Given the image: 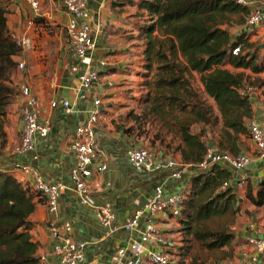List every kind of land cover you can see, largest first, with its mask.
Listing matches in <instances>:
<instances>
[{
	"label": "crops",
	"instance_id": "0c3cea01",
	"mask_svg": "<svg viewBox=\"0 0 264 264\" xmlns=\"http://www.w3.org/2000/svg\"><path fill=\"white\" fill-rule=\"evenodd\" d=\"M1 1L6 4L9 32L16 39H25L28 43L15 56L16 63L23 62V69L15 66L10 74L17 92L3 119L5 142H0V169L7 171L13 162L29 163L46 180L65 186L58 197V221L68 220L72 223L71 235L87 243L85 254L88 260H93V264H126L133 261L134 251L139 248L138 230L142 220L136 228L126 230L123 226L127 219L144 208L156 186H162L165 192L175 191L183 188L197 171L188 165L187 173L180 179L171 176L169 168L144 173L141 169L133 168L126 158L127 146L144 145L146 142L144 136L137 137L133 131L127 130L133 124L129 118L130 112L139 110L138 100L144 93L140 94L141 89L146 92L147 87L144 79L149 78L143 66V47L135 37L140 24L137 23V12L144 18L142 10L135 4L136 0H87L94 47L85 61L98 68L101 74L99 82L88 91V97L98 96L102 102V113L95 127V147L98 159L105 160L107 167L104 171L93 173L88 179L92 186L89 204H81L70 178V170L75 163L71 141L75 127L85 119L87 101L77 97L79 80L75 77L76 72L70 71V66L76 64L77 59L70 51L65 31L67 14L61 0H39L37 12H33L25 0ZM247 4L251 10H263L264 0H247ZM244 27L245 23L239 29L242 31ZM246 33L263 53L264 25ZM102 60L105 61L103 67L100 66ZM227 67L231 68L229 65ZM23 86L29 87L37 98L40 119L49 118L52 125L45 138L34 139L31 150L19 152L20 117L28 108L21 94ZM263 89L264 86L254 89V95H250L254 113L252 122L262 126ZM66 94L71 98L69 109L50 106L52 99H66ZM207 140L212 142L213 137L209 135ZM241 148V152H254L249 138L244 140ZM159 158H173L179 162L177 153H162ZM227 168L231 172L232 181L229 183L234 186L239 200L235 221L230 225L233 234L231 240L241 245L245 244L248 236H264V207H256L244 197L248 180L253 188L264 182V157L255 158L240 171ZM12 174L19 181L27 182L28 177L22 172ZM241 177L244 179L239 185ZM34 200L35 208L29 220L33 223L30 235L37 243L36 255L40 264H60L58 256L53 253L54 240L47 230L50 215L44 200ZM103 203H109L115 213L112 222L114 230L103 226L92 208V205ZM180 218L181 215L171 218L165 214L158 218L159 224L172 239H176L182 231ZM176 247L178 245L173 244L170 251L174 252ZM237 256L234 264H243L238 252Z\"/></svg>",
	"mask_w": 264,
	"mask_h": 264
},
{
	"label": "trees",
	"instance_id": "16d2710c",
	"mask_svg": "<svg viewBox=\"0 0 264 264\" xmlns=\"http://www.w3.org/2000/svg\"><path fill=\"white\" fill-rule=\"evenodd\" d=\"M135 4L144 16L138 31L143 37L141 53L149 78L145 80L146 92L138 100L139 110L130 112L133 124L127 130L137 137H149L144 123H154L157 127L150 145L163 153H177L179 162L192 166L202 160L209 135L213 137L210 144L218 150L232 155L241 152L254 114L246 88L264 86L259 76L264 63L256 60L255 43L244 30L231 31L234 25L246 22L250 7L235 0H136ZM6 13V4L0 0L1 144L5 142L6 109L17 92L10 74L21 50L8 30ZM235 46L240 50L232 54ZM194 75L201 94L192 84ZM229 181L231 172L222 164L192 175L184 186L182 229L190 233L192 222L229 210L236 212L237 192L232 184L223 186ZM244 197L256 207H264V182L253 188L248 180ZM35 198L42 199L27 182L0 169V264H40L37 243L30 235L33 223L29 215ZM195 235L210 249L233 238L225 231Z\"/></svg>",
	"mask_w": 264,
	"mask_h": 264
},
{
	"label": "built area",
	"instance_id": "2783aa9c",
	"mask_svg": "<svg viewBox=\"0 0 264 264\" xmlns=\"http://www.w3.org/2000/svg\"><path fill=\"white\" fill-rule=\"evenodd\" d=\"M28 2L33 12L38 11L39 0H25ZM239 4H247V0H235ZM61 5L67 14L65 31L68 37L69 47L72 55L77 59V63L70 66L71 72L79 74V84L77 87V97L87 101L85 109V119L78 124L74 130L71 141V149L74 152L75 163L70 170V178L74 185V190L81 204H89V195L92 190L88 179L95 172L104 171L107 167L105 160L98 159V152L95 147V127L98 118L102 113V102L100 97H88V91L99 82L101 78L100 70L91 66L85 60L88 58L94 47L93 30L90 24V11L87 0H61ZM264 25V4L262 9H253L246 18L243 30L249 33L261 25ZM23 48L28 42L25 39L18 40ZM240 46L232 49V54H237ZM81 62V63H80ZM105 61H100L103 67ZM23 62L17 63V68L23 69ZM247 92L251 95L253 88L247 87ZM21 94L24 96L28 106L20 117L19 144L17 150L26 152L33 148L35 138H45L50 131L51 121L49 118L40 119L39 103L37 98L31 93L29 87L23 86ZM52 108L60 106L62 109H69L70 104L67 99H52ZM249 139L252 143L254 154L250 152H239L232 155L229 152L218 150L205 141L206 151L202 160L194 165L197 171H206L213 164H224L234 170L240 171L249 166L257 157H264V126L252 122L249 125ZM163 152L156 147L143 144H130L126 150V157L129 163L137 169L152 173L161 168H169L171 176L180 179L187 173L188 165L177 162L173 158L161 159ZM192 166V165H189ZM7 171L14 173L22 172L26 175L27 184L44 200L50 219L47 223V230L52 236L53 253L58 256L60 264H93V260H88L85 254L87 243L74 238L71 235L72 223L68 220L58 221V197L64 189L60 182L46 180L40 172L29 163L13 162ZM244 177H241L243 181ZM230 185L225 182L223 186ZM184 198V187L172 192H165L162 186H156L152 194L148 197L142 210H137L127 219L123 228L130 230L136 228L142 220L139 232V248L134 251V260L126 264H171L170 246L175 245L158 222L159 216L165 214L171 218L181 215V205ZM97 212L101 224L114 230L112 222L115 213L109 203L92 205ZM240 261L243 264H264V236H248L245 240L244 248L239 252Z\"/></svg>",
	"mask_w": 264,
	"mask_h": 264
},
{
	"label": "rangeland",
	"instance_id": "374dc122",
	"mask_svg": "<svg viewBox=\"0 0 264 264\" xmlns=\"http://www.w3.org/2000/svg\"><path fill=\"white\" fill-rule=\"evenodd\" d=\"M143 21H144V18L138 15V12H137V23H142ZM239 28L240 26L234 25L231 29L232 33L237 32ZM135 37L138 39L139 45L141 43V46H142L143 37L142 36H141L142 38L139 37L138 31L135 33ZM256 56H257L256 57L257 61L261 60L262 63H264V52L261 53L259 49H256ZM153 67L154 68L152 69L151 73H149V76L151 77V79L153 78V74L155 73V65ZM259 76L260 78L264 79V71L261 72ZM192 84L194 85L196 90L199 92V94H201V90L199 87V80L196 75L193 76ZM151 88L152 86L150 87V90ZM142 92H145V89H141L140 94ZM152 92H153V89H152ZM262 92L264 93V89L262 90ZM252 93L254 95L255 92L253 91ZM3 125H4V122H3ZM144 125H145L144 130L147 131L146 135H149V137L145 135L146 137H144V140L146 142L144 143V145L151 146L150 140L152 139L157 126L155 127L154 123H149L148 121L147 123H144ZM157 145H159L158 142H157ZM141 171L145 173L144 169H141ZM181 217H182V214H181ZM234 221H235V213L229 210L224 214L213 215L207 219H203L202 221L192 222L191 224L192 231L190 233L187 232L185 229H181L182 231L179 233V235L175 237L176 239L173 238L172 240L175 243V245L176 244L178 245V248L176 247L175 251L170 253L169 258H170L171 264H234L235 263L234 261L238 259L237 252L239 253L240 250L244 248L245 244L240 245L238 242L232 241L233 240L232 239L226 245L222 247L210 249V248L205 247L197 239L195 235L197 232H202V231L231 232L232 230L230 229V225ZM180 226L182 225L180 224ZM171 247L173 248V246H170L169 249H172Z\"/></svg>",
	"mask_w": 264,
	"mask_h": 264
},
{
	"label": "water",
	"instance_id": "95a60500",
	"mask_svg": "<svg viewBox=\"0 0 264 264\" xmlns=\"http://www.w3.org/2000/svg\"><path fill=\"white\" fill-rule=\"evenodd\" d=\"M78 76H79V74L76 73V74H75V77L78 78ZM78 84H79V83H78ZM77 87H78V86H77ZM64 96L66 97V99L68 100V102H69V104H70L71 98H69V95L66 94V95H64Z\"/></svg>",
	"mask_w": 264,
	"mask_h": 264
}]
</instances>
